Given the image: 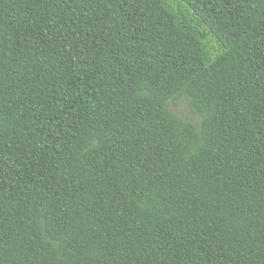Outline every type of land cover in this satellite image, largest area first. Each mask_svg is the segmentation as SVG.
<instances>
[{
  "label": "trees",
  "instance_id": "1",
  "mask_svg": "<svg viewBox=\"0 0 264 264\" xmlns=\"http://www.w3.org/2000/svg\"><path fill=\"white\" fill-rule=\"evenodd\" d=\"M0 264H264V0H0Z\"/></svg>",
  "mask_w": 264,
  "mask_h": 264
},
{
  "label": "rangeland",
  "instance_id": "2",
  "mask_svg": "<svg viewBox=\"0 0 264 264\" xmlns=\"http://www.w3.org/2000/svg\"><path fill=\"white\" fill-rule=\"evenodd\" d=\"M171 110L176 114L178 115L179 117L181 118H185V119H192L191 116H189V113H188V108L186 106V104L181 101L180 103H178L176 105V107H172L171 106Z\"/></svg>",
  "mask_w": 264,
  "mask_h": 264
}]
</instances>
